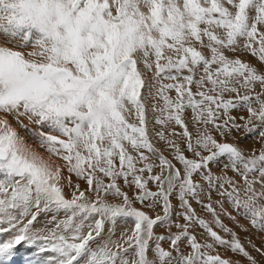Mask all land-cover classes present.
<instances>
[{"label":"snow or ice","instance_id":"6c2138e0","mask_svg":"<svg viewBox=\"0 0 264 264\" xmlns=\"http://www.w3.org/2000/svg\"><path fill=\"white\" fill-rule=\"evenodd\" d=\"M237 228L264 234V0H0V264H264Z\"/></svg>","mask_w":264,"mask_h":264},{"label":"rangeland","instance_id":"374dc122","mask_svg":"<svg viewBox=\"0 0 264 264\" xmlns=\"http://www.w3.org/2000/svg\"><path fill=\"white\" fill-rule=\"evenodd\" d=\"M243 135H244L243 130L240 131V132H235L234 133V136L237 139H239ZM240 143L244 147H249V148H251L252 146H255L257 148L259 147V144L256 142L255 137H252V136H249L246 139L240 140ZM251 143H253V144H251ZM125 191H128V189H126ZM110 199H112V198H110ZM113 202H117V201L113 200ZM137 206H139V205H137ZM226 207H227V205H226ZM238 219H240V222L242 224H247V221H244L242 218H238ZM224 221H225V223L229 224V226H233L232 225V222H230L227 218H224ZM235 230L238 232V234H239V236L241 238L242 243H244L245 246L248 247V250L251 251L252 254L257 257V259L264 260V258L260 257V255L258 253H255V251H253L251 249V247L247 244V240L245 239L246 237H249L250 236V238L252 239V241L258 247L264 248V234H259V233H256L255 231H251L250 233H241L242 231H240V229H238V228L235 229ZM220 251L223 252V249H220ZM227 255L231 256L232 253L231 252H228ZM29 258H30V253L28 251H26V249L24 247H21L19 249V254L16 257V260H15L14 264H25V261L28 260Z\"/></svg>","mask_w":264,"mask_h":264},{"label":"bare ground","instance_id":"6f19581e","mask_svg":"<svg viewBox=\"0 0 264 264\" xmlns=\"http://www.w3.org/2000/svg\"><path fill=\"white\" fill-rule=\"evenodd\" d=\"M251 144H253V143H251ZM81 183H82V186H84V185H83V182H81ZM125 190H126V189H125ZM230 222H231V221H230ZM230 225H231V224H230ZM241 233H245V232H241ZM250 250H251V249H250ZM255 253H256V252H255Z\"/></svg>","mask_w":264,"mask_h":264}]
</instances>
